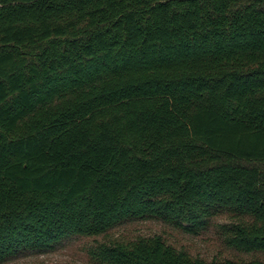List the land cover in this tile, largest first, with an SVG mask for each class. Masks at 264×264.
Listing matches in <instances>:
<instances>
[{
	"label": "trees",
	"instance_id": "1",
	"mask_svg": "<svg viewBox=\"0 0 264 264\" xmlns=\"http://www.w3.org/2000/svg\"><path fill=\"white\" fill-rule=\"evenodd\" d=\"M101 242V264H264V0H0V264Z\"/></svg>",
	"mask_w": 264,
	"mask_h": 264
},
{
	"label": "rangeland",
	"instance_id": "2",
	"mask_svg": "<svg viewBox=\"0 0 264 264\" xmlns=\"http://www.w3.org/2000/svg\"><path fill=\"white\" fill-rule=\"evenodd\" d=\"M209 223V227L201 230L200 234H188L160 221H134L121 225L105 235L75 236L66 239L51 252H34L31 255L20 256L7 264H101L93 254L99 243L113 240L132 241L140 235H161L174 247L207 261L213 258L241 256L242 254L226 244L223 225H231L229 214L215 215L211 217Z\"/></svg>",
	"mask_w": 264,
	"mask_h": 264
}]
</instances>
